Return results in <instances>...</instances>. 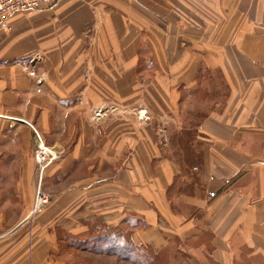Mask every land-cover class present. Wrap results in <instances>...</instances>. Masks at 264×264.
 Listing matches in <instances>:
<instances>
[{"label":"crops","instance_id":"obj_1","mask_svg":"<svg viewBox=\"0 0 264 264\" xmlns=\"http://www.w3.org/2000/svg\"><path fill=\"white\" fill-rule=\"evenodd\" d=\"M9 22L0 264H75L66 240L92 225L165 264H264V0H60ZM203 89L180 169L170 135ZM34 132L56 157L41 172Z\"/></svg>","mask_w":264,"mask_h":264},{"label":"trees","instance_id":"obj_2","mask_svg":"<svg viewBox=\"0 0 264 264\" xmlns=\"http://www.w3.org/2000/svg\"><path fill=\"white\" fill-rule=\"evenodd\" d=\"M210 99L208 89H203V93L201 92L194 97H190L188 103L182 108V112L184 113L182 130L176 134H184L188 141L173 147V143L170 140L171 146L177 152L180 169L186 168L182 163H186L188 166V164H195L197 162L198 156L195 155L191 148L193 140L196 137L197 126L206 118L213 106ZM191 106L195 107V109L192 108L194 111H191ZM66 242L70 248L86 251V253L93 255L116 257L119 260L127 261L128 264H165L164 258L161 255L163 252L159 251L155 253L149 248H142L133 244L129 234L124 233L122 230H107L104 226L98 228L96 225H92L89 234L86 235V239L68 238ZM161 259L163 262H161Z\"/></svg>","mask_w":264,"mask_h":264},{"label":"built area","instance_id":"obj_3","mask_svg":"<svg viewBox=\"0 0 264 264\" xmlns=\"http://www.w3.org/2000/svg\"><path fill=\"white\" fill-rule=\"evenodd\" d=\"M60 0H0V32H11L12 25L9 18L17 12H26L31 10H38L43 7L53 6ZM35 150L34 161L38 164L40 172L42 168L54 160L55 155L50 154L48 148L45 146L42 138L34 132ZM49 203L47 195L43 194L37 188L33 210H39Z\"/></svg>","mask_w":264,"mask_h":264},{"label":"rangeland","instance_id":"obj_4","mask_svg":"<svg viewBox=\"0 0 264 264\" xmlns=\"http://www.w3.org/2000/svg\"><path fill=\"white\" fill-rule=\"evenodd\" d=\"M192 108L195 109V107L191 106L190 107L191 111L193 110ZM196 108H197V106H196ZM95 115H99V113L97 112ZM138 118H140V119L143 118V115L142 114L138 115ZM171 127H173V125H171ZM170 140L173 143V147H176L178 144H182V143H185L186 141H188L185 138L184 134L183 135H178L176 133H172L170 135ZM74 252H76V251H74ZM74 254H76V263L75 264H87L86 260H90L91 261V263H89V264H128L127 261L119 260L116 257H112V256L93 255V254H87V253H81V252L74 253ZM161 262H163L162 259H161Z\"/></svg>","mask_w":264,"mask_h":264}]
</instances>
